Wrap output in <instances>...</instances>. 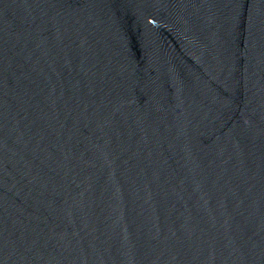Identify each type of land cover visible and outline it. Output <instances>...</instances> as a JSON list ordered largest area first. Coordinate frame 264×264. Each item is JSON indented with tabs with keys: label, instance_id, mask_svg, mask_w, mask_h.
Here are the masks:
<instances>
[{
	"label": "water",
	"instance_id": "1",
	"mask_svg": "<svg viewBox=\"0 0 264 264\" xmlns=\"http://www.w3.org/2000/svg\"><path fill=\"white\" fill-rule=\"evenodd\" d=\"M0 264H264V0H0Z\"/></svg>",
	"mask_w": 264,
	"mask_h": 264
}]
</instances>
